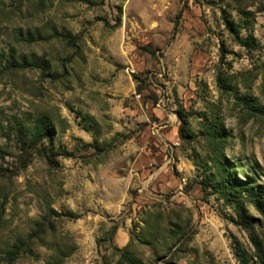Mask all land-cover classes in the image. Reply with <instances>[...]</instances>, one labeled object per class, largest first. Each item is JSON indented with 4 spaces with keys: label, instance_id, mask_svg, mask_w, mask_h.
I'll use <instances>...</instances> for the list:
<instances>
[{
    "label": "rangeland",
    "instance_id": "rangeland-1",
    "mask_svg": "<svg viewBox=\"0 0 264 264\" xmlns=\"http://www.w3.org/2000/svg\"><path fill=\"white\" fill-rule=\"evenodd\" d=\"M21 240L264 264V0H0V264Z\"/></svg>",
    "mask_w": 264,
    "mask_h": 264
},
{
    "label": "trees",
    "instance_id": "trees-1",
    "mask_svg": "<svg viewBox=\"0 0 264 264\" xmlns=\"http://www.w3.org/2000/svg\"><path fill=\"white\" fill-rule=\"evenodd\" d=\"M218 80L220 82L222 81L221 75L218 77ZM223 85H224L223 87L225 89L226 84L223 83ZM35 133H37V134H35V137H37V139H40L44 134L42 129L37 130ZM224 179H225L227 184L232 183V182L228 181L227 177H225ZM241 189L247 190L248 186L243 185V186H241ZM39 229H42L41 226L38 228V230ZM26 245H27V243L25 240H21L18 243L12 244L10 246V248H8L5 252V258H4L5 264H12L13 260H15L20 254H22L26 251V248H24ZM233 245H234L235 254H236L240 264H248V260H247L245 250L242 247V245L240 244V242L236 240V241H234ZM27 249H29V248H27ZM124 258H125L124 259L125 262H127L129 264H136L135 261L133 259H131L130 257H124Z\"/></svg>",
    "mask_w": 264,
    "mask_h": 264
}]
</instances>
